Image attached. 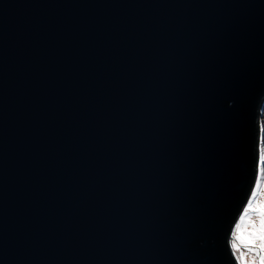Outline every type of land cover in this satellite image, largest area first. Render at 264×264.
I'll return each mask as SVG.
<instances>
[{
  "label": "water",
  "instance_id": "95a60500",
  "mask_svg": "<svg viewBox=\"0 0 264 264\" xmlns=\"http://www.w3.org/2000/svg\"><path fill=\"white\" fill-rule=\"evenodd\" d=\"M263 109L264 0H0V264H237Z\"/></svg>",
  "mask_w": 264,
  "mask_h": 264
},
{
  "label": "rangeland",
  "instance_id": "374dc122",
  "mask_svg": "<svg viewBox=\"0 0 264 264\" xmlns=\"http://www.w3.org/2000/svg\"><path fill=\"white\" fill-rule=\"evenodd\" d=\"M262 118L258 121L259 130L262 133L261 143H260V159L261 156H264V109L261 114ZM260 118V117H259ZM260 122V124H259ZM264 159L260 160V165L258 166V177L256 181V186L254 190L256 191L259 188V195L256 197L255 194L251 195V199H253V204L245 206L244 213L237 223L234 231H233V239L236 243L235 245L232 243V252L235 253V259L238 264H257V256L254 248H250L251 246H257V239L253 238V229L257 227H261V222L264 221V211L260 212L261 209H264ZM252 201V200H251ZM260 208V210H257ZM247 209V210H246ZM252 209V210H251ZM244 216L246 212H248ZM260 256V254H259Z\"/></svg>",
  "mask_w": 264,
  "mask_h": 264
},
{
  "label": "snow or ice",
  "instance_id": "6c2138e0",
  "mask_svg": "<svg viewBox=\"0 0 264 264\" xmlns=\"http://www.w3.org/2000/svg\"><path fill=\"white\" fill-rule=\"evenodd\" d=\"M261 159H264V156H261ZM255 194V190L253 189V195ZM251 203V198H249V204ZM247 210V209H246ZM253 238L258 239L260 241L259 248L261 252H264V221L261 222V227L253 233ZM235 255V253H233ZM260 264H264V255L259 256Z\"/></svg>",
  "mask_w": 264,
  "mask_h": 264
},
{
  "label": "trees",
  "instance_id": "16d2710c",
  "mask_svg": "<svg viewBox=\"0 0 264 264\" xmlns=\"http://www.w3.org/2000/svg\"><path fill=\"white\" fill-rule=\"evenodd\" d=\"M263 168H264V166H263ZM257 195H259V188H257V190L255 191V196H253V199H254V197H256ZM253 199H251L252 201H251V203H250V205H252L253 204ZM252 210V209H251ZM260 210V208H258L257 210H254V211H259ZM262 211H264V209H261L260 210V212H262ZM249 213V211L248 212H246L245 214H244V216L246 215V214H248ZM260 228V227H259ZM258 227L256 228V229H253V231L254 232H256L258 229H259ZM257 246H255V247H253L254 249H255V253L257 252L256 250L258 249L259 250V254L260 255H264V252H261V250H260V248H259V244H260V241L257 239ZM257 262H259V258H258V261Z\"/></svg>",
  "mask_w": 264,
  "mask_h": 264
},
{
  "label": "clouds",
  "instance_id": "9594fccd",
  "mask_svg": "<svg viewBox=\"0 0 264 264\" xmlns=\"http://www.w3.org/2000/svg\"><path fill=\"white\" fill-rule=\"evenodd\" d=\"M262 113H263V111H262ZM261 118H262V116L260 115V120H261ZM259 124H260V122H259ZM258 131H259V137H258V157H259V162H258V166L260 165V143H261V138H262V133L260 132V130H259V126H258ZM259 141H260V143H259ZM258 166H257V170H258ZM258 173H259V171H258ZM258 177V176H257ZM256 186V185H255ZM255 188V187H254ZM251 198V197H250ZM248 205H249V203H248ZM247 205V206H248ZM245 210V209H244ZM244 210H243V213H244ZM243 213H242V215H243ZM242 215L240 216V218H239V220L241 219V217H242ZM239 220H238V222H239ZM237 222V223H238ZM237 225V224H236ZM236 227V226H235ZM235 229V228H234ZM234 231V230H233ZM233 236V235H232ZM231 249H232V247H231ZM237 261V260H236ZM238 264V263H237ZM257 264H260V262H257Z\"/></svg>",
  "mask_w": 264,
  "mask_h": 264
},
{
  "label": "bare ground",
  "instance_id": "6f19581e",
  "mask_svg": "<svg viewBox=\"0 0 264 264\" xmlns=\"http://www.w3.org/2000/svg\"><path fill=\"white\" fill-rule=\"evenodd\" d=\"M232 235H233V232H232ZM250 248H253V246H251ZM256 251H257L256 252V256H257V261H258V258H259V250L257 249Z\"/></svg>",
  "mask_w": 264,
  "mask_h": 264
}]
</instances>
